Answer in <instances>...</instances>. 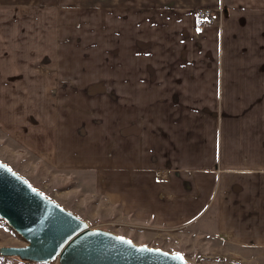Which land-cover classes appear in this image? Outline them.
Returning <instances> with one entry per match:
<instances>
[{
  "label": "crops",
  "instance_id": "1",
  "mask_svg": "<svg viewBox=\"0 0 264 264\" xmlns=\"http://www.w3.org/2000/svg\"><path fill=\"white\" fill-rule=\"evenodd\" d=\"M95 4L111 10L98 52L67 56L72 29L53 34L67 21L50 24V0H0L1 127L82 207L94 197L95 213L133 229L264 252V0L81 10ZM203 8L213 22L200 28Z\"/></svg>",
  "mask_w": 264,
  "mask_h": 264
},
{
  "label": "rangeland",
  "instance_id": "2",
  "mask_svg": "<svg viewBox=\"0 0 264 264\" xmlns=\"http://www.w3.org/2000/svg\"><path fill=\"white\" fill-rule=\"evenodd\" d=\"M84 2L85 0H50V24L52 25V22L56 21L57 26L58 20L61 19L63 23L67 21L65 23L66 29L60 27L53 34L60 36L63 31L67 33L68 30L72 29L66 37L70 35L77 37L81 33L84 35L79 41L70 37L67 42L70 45L64 48L67 51V56L70 53L85 50L91 53L93 57L98 52V40L101 38L99 33L109 29L111 10L93 11V8L98 6L95 4L89 5L88 11H83L81 6L84 5ZM53 9L55 19L52 17ZM90 9L93 10L89 11ZM99 18L104 19L105 22L107 21L105 23L108 25L107 28L97 29L91 27L90 22L86 23L87 20ZM79 20L83 21V25L79 23ZM68 22H74V27L72 28ZM76 23L78 24L76 25ZM220 23L221 21H219ZM84 29L87 31H84ZM84 38L88 41L87 45L83 42ZM85 46L87 49H84ZM91 62L93 63L94 60L92 59ZM90 92L93 93L94 91ZM19 130H21V127H19ZM109 142V138H103L100 147L104 151L110 152ZM115 153L116 151H114ZM0 169L21 184L38 201L57 209L97 236L115 238L140 250L154 252L160 257H177L186 264H264V252L239 251L231 245H216L215 247V245L204 243L193 246L188 237L176 235L170 231H159L158 228L149 227L133 229L116 221L114 216L108 212L95 213L93 210L94 197L89 199L92 204L82 207L76 203L75 198L63 196L62 186L58 185L60 183H56V175L51 173L50 163L46 161V156L15 145L10 131L4 128V125L3 127L0 125ZM68 183L72 182L69 181ZM76 207L81 208L79 212H81L82 217L75 210ZM28 245L29 241L13 228L7 219L0 216V264H67L62 256L54 252L44 253L31 249L18 253L12 250L24 248Z\"/></svg>",
  "mask_w": 264,
  "mask_h": 264
},
{
  "label": "water",
  "instance_id": "3",
  "mask_svg": "<svg viewBox=\"0 0 264 264\" xmlns=\"http://www.w3.org/2000/svg\"><path fill=\"white\" fill-rule=\"evenodd\" d=\"M0 216L29 241L24 248L12 249L14 252H54L67 264H186L177 257H160L115 238L92 234L38 201L1 169Z\"/></svg>",
  "mask_w": 264,
  "mask_h": 264
},
{
  "label": "built area",
  "instance_id": "4",
  "mask_svg": "<svg viewBox=\"0 0 264 264\" xmlns=\"http://www.w3.org/2000/svg\"><path fill=\"white\" fill-rule=\"evenodd\" d=\"M197 15H198V25L200 28H204L212 24L213 18H212V12L210 11V9H207V8L199 9L197 11ZM219 16H220L219 21H222L223 15H222L221 9H219ZM219 25H221V23Z\"/></svg>",
  "mask_w": 264,
  "mask_h": 264
}]
</instances>
